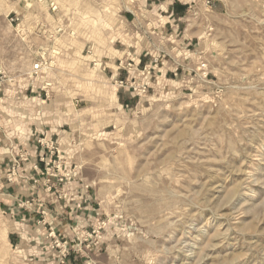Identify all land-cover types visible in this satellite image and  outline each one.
<instances>
[{
  "label": "rangeland",
  "instance_id": "374dc122",
  "mask_svg": "<svg viewBox=\"0 0 264 264\" xmlns=\"http://www.w3.org/2000/svg\"><path fill=\"white\" fill-rule=\"evenodd\" d=\"M169 1L0 0V264H264V0Z\"/></svg>",
  "mask_w": 264,
  "mask_h": 264
},
{
  "label": "crops",
  "instance_id": "0c3cea01",
  "mask_svg": "<svg viewBox=\"0 0 264 264\" xmlns=\"http://www.w3.org/2000/svg\"><path fill=\"white\" fill-rule=\"evenodd\" d=\"M186 6L174 0H171L165 4L164 10L160 12V20L163 18L162 14H165L164 17L168 20L169 18L177 19V21H181V18L185 15ZM178 27V26H177ZM191 46V43L187 42L186 47ZM162 48H155L154 45L150 47L149 45L143 46L139 50V54L136 55L135 58H128L124 54V44L121 43L120 50L112 49V54L109 58H104L105 68L110 73L112 79H121L125 82H130L133 79H136L145 72H153V74L160 73L164 67L160 68L159 64L163 65L167 63L165 58H161L160 53H162ZM188 51V50H187ZM165 54V53H164ZM163 56V55H162ZM184 60H180L178 63L180 65L181 71L184 67L183 65L186 63ZM93 60H98V58H93ZM158 62V63H157ZM127 64H130L128 67ZM167 70H172V68H167ZM162 73V72H161ZM167 73V72H166ZM124 93V90H122ZM124 102V101H123ZM124 104V103H123ZM15 190L12 188L8 190L6 193L1 194L4 200L5 205H7L10 215L13 219H19V222L22 221L23 218L28 216V219L33 220L30 213L23 212L18 208L17 202V194L14 192ZM11 193H15V195H11ZM48 208V207H47ZM90 217V216H89ZM26 221V219H25Z\"/></svg>",
  "mask_w": 264,
  "mask_h": 264
},
{
  "label": "built area",
  "instance_id": "2783aa9c",
  "mask_svg": "<svg viewBox=\"0 0 264 264\" xmlns=\"http://www.w3.org/2000/svg\"><path fill=\"white\" fill-rule=\"evenodd\" d=\"M42 69H43L42 63L39 62V63H37V64H35V65L33 66V68H32V73H33V74H38V73L42 72Z\"/></svg>",
  "mask_w": 264,
  "mask_h": 264
}]
</instances>
